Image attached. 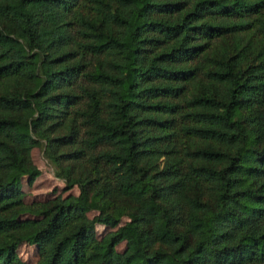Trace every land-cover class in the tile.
I'll return each instance as SVG.
<instances>
[{
    "label": "trees",
    "instance_id": "trees-1",
    "mask_svg": "<svg viewBox=\"0 0 264 264\" xmlns=\"http://www.w3.org/2000/svg\"><path fill=\"white\" fill-rule=\"evenodd\" d=\"M39 146L78 195L23 202ZM22 244L264 264V0H0V264Z\"/></svg>",
    "mask_w": 264,
    "mask_h": 264
},
{
    "label": "rangeland",
    "instance_id": "rangeland-1",
    "mask_svg": "<svg viewBox=\"0 0 264 264\" xmlns=\"http://www.w3.org/2000/svg\"><path fill=\"white\" fill-rule=\"evenodd\" d=\"M30 158L32 164L40 171V176L31 185L28 184L27 178H23L21 181L22 192L24 194L23 202L26 205L46 203L57 196L66 197L67 195H78L77 187H74L72 190H67L65 183L55 176L56 168L46 157L44 146L32 149ZM94 214V212L90 213L89 217H92ZM126 221V218H122L121 224H124ZM110 231V229L103 226H96L95 235L100 239ZM123 249V243L117 247L118 252H122ZM17 254L24 264L38 263L39 258L35 246L22 244L18 248Z\"/></svg>",
    "mask_w": 264,
    "mask_h": 264
}]
</instances>
